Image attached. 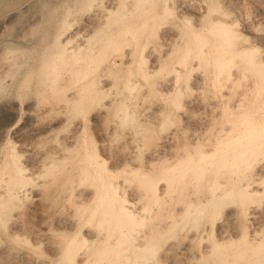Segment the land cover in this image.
Segmentation results:
<instances>
[{"label": "rangeland", "instance_id": "374dc122", "mask_svg": "<svg viewBox=\"0 0 264 264\" xmlns=\"http://www.w3.org/2000/svg\"><path fill=\"white\" fill-rule=\"evenodd\" d=\"M68 1L70 4L67 3ZM72 1L74 2V0ZM72 1L0 0V118H2L5 123L15 120V124L11 129V133H14V135L9 134L6 138L0 140V174L3 172L1 171L2 169H6L5 166L7 164L5 160H8L7 155L14 149L21 155V161L24 166L28 167V169L32 168L33 172H35V181L39 185H48L47 189L41 187L33 191L25 200L23 206L15 210L12 214H10L9 211L0 212V264H52L58 261L60 250L64 247L66 241L74 237L75 234H73L72 231L66 232L64 229L67 219L71 221L75 219L78 220L81 215V212L77 208V199L74 195L72 196V194H70L71 188L80 183L79 179L74 176V173L78 171L76 159L81 156V151L79 147H72L69 151H64L65 159L60 156L61 158L57 160L56 164L48 169H44L41 162L49 151L56 149L55 146L59 140L63 141L62 143L66 145L68 144L67 146H71V136L78 132L79 128L82 126H85V133L87 137H89V140L92 139L96 142L101 157L108 162V166L116 172V176H118L119 179H128L126 183L127 188L130 190L129 192L134 193L148 187L146 180H144L140 174L141 169L142 171L148 170L152 167V163L156 164L157 170L165 167L166 164L163 162L165 158L162 160L160 155L165 153L164 157L167 158L171 155L172 166L178 155H180V153L183 154L182 152H185L187 149H195L197 153H200L198 151L204 152L206 150V145L204 146V144L208 146L209 144L207 142H209V140L214 141L218 135L216 134L215 136V133H218L219 129H223L224 127L227 128L232 125L230 121L233 120L235 114H231L229 109L236 103V97L234 96L240 93L236 91V95H233L232 92H229L231 84L226 85V88L223 86L224 82L219 84L215 77L216 69L213 66V59H209L207 62L204 60L201 63L202 66H195L194 70L189 72V75L185 76L182 80L185 82L182 83L181 81L182 84L180 85V90L182 92L180 95L181 97H179V95L176 97L178 98L177 104L180 105L177 106L173 104L172 99L175 98V92L172 90V86L174 87L172 83L173 80H176V74L172 70L179 56L176 53L170 56L166 70H162L160 73L158 71L157 74H155L156 71L152 70H158V68H160V62H158L159 60L157 61L159 54L163 56L164 53H169L175 40L184 35L192 39L191 33H193V28L197 30L201 29V27L210 28L213 24L218 22L236 29V33L239 36L236 40L237 49L247 48L255 54L254 56L257 59H262L264 61V0H170L171 9L175 10L174 13L172 11L171 13L173 14H171L170 17L167 16V19H157L155 25L152 23L149 24V28L152 27L154 30L152 33H157L156 35L154 33L153 35L155 36L150 38L151 44L150 42L149 44L152 46V51L149 50L151 52H147L149 60L148 65L153 72L150 76L151 78L144 79L142 72H139L136 68H132L129 72L124 71L119 73H116L118 72L117 69H113L112 72H115H111L112 77L103 85L104 89L107 91V97L105 98L106 104L109 102L111 103L114 97L121 98L119 96H122V98H124L125 95V102L127 104L125 103L124 105H128L126 107H128L131 112H136L131 113L133 116L132 118L131 116L128 117L130 118V122H127L128 119L124 121V119L119 117L120 114L118 113H120L123 104L118 102V106L114 105L103 117H98L95 114L87 115V121L84 122L77 114L75 116V114L72 113L60 117L53 128H48L47 121H49V118L43 117L36 123V120L40 117L33 116L32 104L37 102L38 105L42 107V111L45 112L57 106L59 98L61 99V95L57 93L41 95L38 93L39 90H42L40 87H43L44 83L48 82V78H53L57 75L56 72L50 68L45 71H40L39 65L42 59L41 51L43 50V42L51 38L50 36H52V33L61 21L60 19L63 17L62 14L67 11L70 5L72 6L74 4ZM115 1L116 0H97V7L95 5V10L93 9V11H87L86 9L82 10L81 8L82 11L80 12V9H77L79 10L77 11L78 13L70 17L74 25V31L71 32V35H74L76 31L86 36L90 35L92 26L90 25L89 27V21L93 20L95 14L97 15L101 12L102 5L108 8L110 6L111 8ZM78 4L77 8L82 5L80 3ZM66 6L69 7L67 8ZM145 6L148 7L147 5ZM161 11L162 9L159 13ZM153 26L156 27V31ZM149 28L147 29V34L148 32L150 34L152 31ZM146 35L143 39H148ZM210 40L212 42H209ZM207 41L209 42L208 46L214 47L213 45L219 44L214 41L213 38ZM37 43L40 45L42 44V47ZM28 47H33L34 49L31 48L33 49L31 50ZM24 48L26 50H24ZM35 48L38 49L35 50ZM10 50H13V52L10 53ZM34 52H38L40 55ZM32 53L33 55L30 56ZM102 55L101 56L104 58L99 56V61L103 59L110 62L111 59L115 57V53L108 50L102 52ZM20 56H22L24 60L29 56V60L28 58H26V60L30 62V65L32 61H34L35 65L32 64L31 68H29L30 70L27 69L28 67L25 65L27 62L22 60ZM175 56L178 57L176 58ZM18 57L21 59L20 61L18 60L19 63L23 62V65L26 67H23V69H27H22L23 73L25 72L26 74L29 72L28 74L30 76L29 88L23 91L25 97L22 96V93H19L16 85L18 71H12V68L14 69L12 66L14 64L12 63H16ZM173 58L176 59L174 60ZM228 59L231 61V65H233L231 68L233 69L241 64V59L238 57L229 56ZM108 62H105L106 65H103L105 68L110 65ZM188 62L191 63V59ZM32 66L34 67L32 68ZM14 70L17 69L15 68ZM59 70L63 73L67 68L61 67ZM168 70L171 72L166 73ZM166 74L168 77L170 75V79L172 80L171 82L168 78L171 82V96L166 92H164V94L160 93L162 92L161 90L160 92L157 91L156 94L153 93L156 91H148L149 88L151 89L149 86L152 82H154L153 84H160L163 81V75H165L164 78H166ZM161 76L162 80L159 82ZM247 76L250 77V74H247ZM245 81L247 82V80ZM246 82L244 83L243 81L242 84H246ZM153 84L152 87L154 89L155 85L153 86ZM240 85L237 86L233 84L235 87L232 86L231 89L235 91L240 87L239 92L242 89L244 90L245 86ZM129 86L136 90H132ZM263 88L264 84L257 87L255 93L262 91ZM128 89L132 91L130 92ZM138 90L141 93L143 92V94H138ZM154 90L157 89L155 88ZM150 92L154 95L150 94ZM228 92L229 95L232 93V98H235L233 99L232 105L228 104L232 101V98H229L231 95L228 97L231 101L227 100L228 103L225 101ZM127 93H133L131 97H134V100ZM18 94L20 98H17ZM134 94L138 95L136 96ZM166 94L169 96L168 103L165 102V99H167ZM172 96L174 98H172ZM127 98L132 100L128 99V101ZM135 99H137L139 103L135 101ZM132 102L134 103L133 105H131ZM37 103L35 105H37ZM163 103L166 106H164ZM132 106L133 109L136 108L137 111L135 109L131 110ZM176 106L179 108H176ZM226 108H229V111H225ZM163 110L165 112H163ZM114 111L118 113L116 114ZM159 111L161 112L159 113ZM225 112L229 113L225 114ZM156 113L161 115L162 119H165L162 121L161 117H156L158 115ZM168 113L170 117L169 120L167 118ZM151 115L154 116V118H158V120L155 122L157 124L156 126L154 123H152V125L148 121L149 125L151 124L153 126V129L151 126L153 132L149 131L147 137L150 133L154 135L152 134L153 136H151L153 141L150 139L151 137H148L150 140L146 141L145 134L148 131L145 132L140 128L142 124H148V122L144 123L143 121H147L148 116L150 117ZM152 118H149V120L153 121L154 118ZM121 121L127 124H121ZM36 124L37 126L33 127ZM138 126H140V128H138L139 130L137 131L139 133L143 131L144 133H142L145 137H143L142 133V135H138L139 133L136 131ZM133 130L134 133H138V136L133 133ZM140 130L142 131L140 132ZM216 130L217 132H215ZM220 132L219 136L222 134ZM155 134H157V136L159 134V136L157 137ZM127 136L130 137L127 138ZM162 136L164 138L165 136L171 137L170 143H163V145L166 144L165 150L167 149V151L155 147L156 140L154 141V138L159 139ZM130 138H136L137 140L134 141V139H132L135 144H131L135 148L136 146L138 147L136 152H134V148L132 149L128 146L130 148L129 150L127 146L125 147V145L132 141ZM191 143H195L194 146ZM196 143H200L199 145L203 147L196 146ZM211 143L213 142H210V144ZM184 146L187 147L186 150ZM125 148L127 150H125ZM124 162L128 163L127 167L123 165L125 164ZM188 166V162L180 164L175 168L172 166L170 187L163 186V189L166 188L165 192L159 196L158 199L152 201V203L148 205V211L145 212L151 220L147 219L142 225L132 228L134 232L150 234V232L156 231L160 226L168 225L169 222H171V228L165 230L160 237L158 236L159 252L157 254V264H198L200 260L199 255L209 249L213 240L221 242L228 240L227 236H224L226 230L230 231L235 241L242 239L240 228H236L237 220L238 218L240 219L241 216H238V213H236L234 209L228 210L220 214L219 217L217 216L214 218H209L207 216L200 217L194 213L192 216L185 218L179 225H173V223L179 219L175 209L182 210L185 205L182 203L179 205L178 201H180L181 190L184 188L186 182L188 183L187 192L190 193L192 200H196L197 198H205L212 192L217 191L221 181L225 180L223 176L231 175V172H235L231 169V165L225 167L222 165L220 167L217 166L216 170L210 173L199 168L190 171L187 169ZM261 166L264 167V163ZM126 168L139 169V172L131 176L124 171ZM217 171L220 172L219 182L216 184H214L213 180H208L207 182V179L212 178ZM4 172L7 171L5 170ZM189 174L190 178H188ZM1 177L2 175L0 179ZM93 182L94 180L88 181L90 184ZM261 190L263 193L255 200L256 202L253 204L252 211L256 216V230L259 232L260 238H264V186L261 187ZM131 197L133 196L131 195ZM214 221L215 227L212 229V222ZM94 222L98 223V220ZM252 230L256 231L255 229ZM84 233L86 234L87 240L84 242L83 248H86L91 244L90 239L93 235L92 229L84 230ZM16 234H20L21 237L30 238L31 240L29 239V241L32 243L28 244L16 240ZM234 246L237 247L236 245Z\"/></svg>", "mask_w": 264, "mask_h": 264}, {"label": "bare ground", "instance_id": "6f19581e", "mask_svg": "<svg viewBox=\"0 0 264 264\" xmlns=\"http://www.w3.org/2000/svg\"><path fill=\"white\" fill-rule=\"evenodd\" d=\"M96 2L97 0H74L72 6H66L69 8L67 11L65 9L66 12L62 14V19L59 18L61 21L56 29L54 28L55 30L52 36H50L51 38L48 37L50 40L48 39L43 42V50L41 51L42 59L39 65L40 71H45L50 68L54 70L57 75L53 78H48V82H45L43 87H40L42 90H39L38 93L41 95L57 93L61 95V99L59 98L56 107L54 106L52 109L46 110L47 112H43L42 107H40L37 102H34V104H32V114L33 116L40 117L36 120V123L43 117L49 118L47 127L53 128L60 117L72 113H74L75 116L77 114L85 122L87 121V115L95 114L98 117H103L114 105H117L118 102L123 104L120 113L114 112L120 114L119 117L124 119V121L128 119L127 122L129 123L130 118L128 117L131 116L132 118L133 116L131 113L135 111L131 112L130 109L126 107L128 105H124L126 103L125 95L124 98H122V96H119L121 98L114 97L111 103L109 102L106 104L107 102H105L107 91L104 89L103 85L112 77V73L115 72H112V70L117 69L118 72L116 73H119L124 71L129 72L132 68H136L139 72H142L143 78L147 79L152 75V71H156L155 74H157L158 71L160 73L162 70H166L170 56L175 53L179 57L175 56L176 58L178 57V59L175 58L177 62L175 61V67L172 70L176 74V80H173L172 83L174 84L172 90L175 92V95L173 93L175 98L172 96V98H174L172 102L178 106L180 104H177L178 98L176 97L178 95L181 97L180 95L182 92L180 90V85L185 82L182 80L186 75L190 74L189 72L194 70L195 66L200 67L204 60L207 62L209 59H213V66L216 69L215 77L219 84L224 82V87L231 84V88L233 84L245 86L244 90L242 89L243 91L241 90L240 92V87L235 91L230 88L231 91L229 90V92H232L233 95H236V91L240 93L234 96L236 99L232 98V93L230 94L231 96L229 92L227 93L226 103H228L227 100H229V98H232V101L231 99L229 100L231 103H228L230 105H232L233 99L236 100H234L236 103L230 107V109L228 108L230 111L227 108L225 110L229 111L231 114H235L233 120L230 121L232 125L227 128L224 127L225 129L221 128L222 130L219 129V132L221 131L220 133L222 134L219 136V132L215 133V136L218 134L216 136L217 138H214V141L209 140V142H207L209 144L208 146L204 144V146L206 145V150L204 152L198 151L200 153H197L195 149L189 150L185 147L187 145H185V150H187L182 152L183 154L180 153V155H178L172 166L175 168L180 164L188 162V170L193 171L199 168L210 173L213 170L215 171L217 166L220 167L222 165L225 167L231 165V169L235 172H231V175L223 176L225 180L221 181L217 191L212 192L205 198H197L196 200H192L190 193L187 192L188 183L186 182L184 188L181 190L180 201H178L179 205L181 203L185 205L182 210L175 209L179 219L174 222L173 225H179L185 218L192 216L194 213L200 217L207 216L209 218H214L217 216L219 217L220 214L228 210L234 209L236 213H238V216H241V218L237 220L236 228H240L242 239L235 241L230 231L226 230L224 236H227L228 240L223 242L213 240L209 249L199 255L200 260L198 264H264V238H260L259 232L256 230V216L252 211L253 204L256 202L255 200L263 193L261 187L264 186V167L261 166L264 163V88L262 91L255 93L256 88L264 84V61L262 59H257L254 56L255 54L247 48L237 49L236 40L239 36L236 33V29L217 22L210 28L201 27V29L198 30L193 28V33H191L192 39L184 35L175 40L169 53H164L163 56L159 54L157 61L159 60L158 62H160V68L151 71L148 65L149 60L147 52L152 49L150 38L154 37L157 33L154 32L155 35H153L154 33L152 32L154 30L152 27L149 28V24L152 23L155 25L157 19H167L174 13L175 10L171 9L170 0H116L111 8L110 6L108 8L107 6L104 7L102 5L101 7L99 5L102 8L101 12L97 15L94 13L96 16L94 15L93 20L89 21L90 24H88L89 27L91 25L93 29H91V34L86 36L76 31L74 35H71V32L74 31V25L70 17L78 13L77 11L79 10L77 9H80V12L83 9L87 11L95 10L94 6ZM67 3H69V1ZM78 3L82 5L77 8ZM161 9L162 11L159 13ZM172 11L173 13H171ZM148 28L152 30L150 34L148 32L149 35L152 34L151 36L146 33ZM154 28L156 31V27ZM145 35L148 36L149 41L148 39H143ZM210 38H213V40L219 44L213 45L214 47L208 46L209 42H212L211 40L209 42L207 41ZM28 48L31 49L33 47ZM37 49L35 48V50ZM24 50L26 49L24 48ZM106 50L114 52L115 57L112 56L113 59L110 58V62L103 59L99 61V56L102 57V52ZM12 52L13 50H10V53ZM34 53L36 54L38 52ZM32 55L33 53L30 56ZM229 56L240 58L241 64L234 69L231 68L233 65H231V61L228 59ZM20 57L22 59V56ZM26 58L29 60V56ZM26 58L22 60L27 62V64H24L28 67L27 69H29L31 65L34 64V61H32L30 65V62H28ZM21 59L18 57L16 60L17 62L14 61L16 63H12L14 64L12 65L14 69H17L14 70L12 68V71H18L16 85L19 93H22V96H24L23 91L29 88L30 76L28 74L29 72L26 74L25 72L23 73V70L27 69H25L26 67L23 65V62L19 63ZM190 59L191 63L188 62ZM105 62H108V64L110 63V65L107 64L108 66L106 68L103 66L106 65ZM23 67L25 68L23 69ZM33 67L34 66H32V68ZM61 67H66L67 70L62 73L59 70ZM169 72L171 71L168 70L166 73ZM247 74H250V77L247 76ZM170 75L168 77L166 74V78H164L165 75H163V81L160 84L156 82V84H153L154 82H152L157 90H154L155 88L153 89L152 84L149 82L151 85H147L151 87V89L149 88L148 91H156L153 92L156 94L157 91L160 92L161 90L162 92L160 93L164 94V92H166L171 96L172 80L170 79ZM161 78L162 76L159 82L162 80ZM245 80H247V82ZM243 81L244 83L246 82V84H242ZM131 89L134 90L135 88ZM132 90L129 91L131 92ZM139 92L137 93L143 94V92ZM153 93L150 92V94ZM131 94L128 95L131 97ZM138 94L134 95L137 96ZM167 94V99H165L166 103L169 102V96ZM17 98H20L19 94ZM131 98L133 99L134 97ZM128 99L130 98H127V100ZM135 101L138 102L137 99H135ZM36 103L37 105H35ZM133 104L132 102L131 105ZM164 106L166 105L164 104ZM177 106L176 108H179ZM162 108L165 109L164 107ZM132 109L133 106L131 110ZM134 109L137 111L136 108ZM161 111H159V113ZM163 112L165 111L163 110ZM229 112H225V114ZM169 113L167 117L168 120L170 118ZM151 116H148V120L145 119L147 121L143 122L149 121L156 126L157 124L155 122L158 120L156 117L159 116L160 118L161 115H154L156 116L155 118L152 116L156 120ZM149 118H152L153 121L149 120ZM164 119H162V121ZM149 122L148 124H142L143 127L141 125V128L138 126L136 131L139 130L138 128L145 132L148 131L145 137L143 134L144 132L140 130V132H143L141 133L146 141L150 139L153 141L151 137L154 135L153 133L149 134L148 137H151L150 139L147 137L149 131L153 132V124L149 125ZM121 124L125 123L122 122ZM36 126L37 124L33 127ZM85 130V126H82L79 128L78 132L71 136V146H67L68 144L66 145L62 143L63 141L59 140L55 146L56 151H49L41 162L42 167L48 169L56 164L57 160L61 158L60 156L65 159L64 151H69L72 147H79L81 151V156L76 159L78 171L76 170L77 172L75 171L76 173H74V176L79 179L80 183L71 188L70 193L77 199V208L81 212V215L78 220L75 219L71 221L67 219L65 221L64 230L66 232L72 231L75 235L70 240L66 241L64 247L60 250L58 261L52 264H157V254L159 252L158 239L165 230L171 228V222H169L168 225L160 226L156 231L150 232V234L137 233L134 232L132 228L142 225L147 219L151 220L145 213L148 211V205L165 192L166 188L163 189V186L170 187L172 168L171 155L168 158L164 157L165 153L161 151L164 154L160 155V157L162 160L165 158L163 162L166 165L159 170H157L156 164L153 163L151 164L152 167L148 170L142 171L141 169L140 174L142 178L146 180L148 187L131 193L126 184L128 179L125 178V180H121L116 176V172L108 166V162L99 154L96 142L92 139H90L92 141L89 140ZM217 130L215 132H217ZM141 133L138 135H142ZM134 134H136V132ZM155 135L157 136V134ZM129 137L127 136V138ZM162 137L159 139L153 137L154 141L156 140L155 147L165 150L166 144L163 145V143L171 142V137ZM136 138L132 139L137 141ZM134 141H130L128 143L129 145L126 143L127 145H125V147L134 148L133 150L136 152L138 147L136 145V148L133 147L135 144ZM210 142L213 143L210 144ZM191 144L194 146L195 143ZM199 144L196 146H200ZM125 150L127 149L125 148ZM165 151H167V149ZM7 158L8 160H5L7 164H5V170L7 172H4L5 170L2 169L1 171L3 172L0 174V176L2 175L0 179V212L9 211V213L12 214L15 210L23 206L25 200L33 191L41 187L47 189L48 185H39L35 181V172H33L32 168L28 169V167L24 166L21 161V155L14 149L7 155ZM127 162L123 164L126 167L128 166ZM124 171L133 176L139 172V169L126 168ZM219 173L220 172L217 171L212 178L207 179V182L208 180H213L214 184L219 182ZM188 178H190V174ZM89 180H94V182L90 184L88 183ZM130 194L134 198L131 197ZM95 220H98V223H95ZM214 227L215 221L212 222V229ZM87 229H92L93 235L90 239L91 244L83 248L84 242L87 240L84 230ZM15 239L20 242L30 243V238L21 237L20 234H16Z\"/></svg>", "mask_w": 264, "mask_h": 264}, {"label": "snow or ice", "instance_id": "6c2138e0", "mask_svg": "<svg viewBox=\"0 0 264 264\" xmlns=\"http://www.w3.org/2000/svg\"><path fill=\"white\" fill-rule=\"evenodd\" d=\"M14 124L15 120L5 123L3 122V119L0 118V140L6 138L9 134L14 135V133H11V129Z\"/></svg>", "mask_w": 264, "mask_h": 264}]
</instances>
